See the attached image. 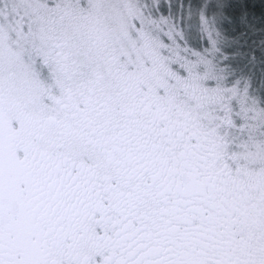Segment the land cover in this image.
Wrapping results in <instances>:
<instances>
[{
    "label": "snow or ice",
    "instance_id": "obj_1",
    "mask_svg": "<svg viewBox=\"0 0 264 264\" xmlns=\"http://www.w3.org/2000/svg\"><path fill=\"white\" fill-rule=\"evenodd\" d=\"M0 264H264V0H0Z\"/></svg>",
    "mask_w": 264,
    "mask_h": 264
}]
</instances>
